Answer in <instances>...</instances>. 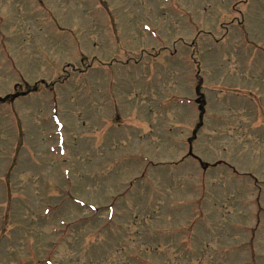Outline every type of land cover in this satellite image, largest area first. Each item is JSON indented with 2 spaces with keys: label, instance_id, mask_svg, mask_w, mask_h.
I'll use <instances>...</instances> for the list:
<instances>
[{
  "label": "rangeland",
  "instance_id": "374dc122",
  "mask_svg": "<svg viewBox=\"0 0 264 264\" xmlns=\"http://www.w3.org/2000/svg\"><path fill=\"white\" fill-rule=\"evenodd\" d=\"M0 264H264V0H0Z\"/></svg>",
  "mask_w": 264,
  "mask_h": 264
},
{
  "label": "trees",
  "instance_id": "16d2710c",
  "mask_svg": "<svg viewBox=\"0 0 264 264\" xmlns=\"http://www.w3.org/2000/svg\"><path fill=\"white\" fill-rule=\"evenodd\" d=\"M202 87V83H200L199 85H197V94L198 92L200 93V88ZM199 96H201L202 99L198 98V103L200 104V110L203 111L204 106H205V99L203 98V94H200ZM14 97V96H13ZM15 99V98H14ZM202 125V122L199 124L198 128Z\"/></svg>",
  "mask_w": 264,
  "mask_h": 264
}]
</instances>
